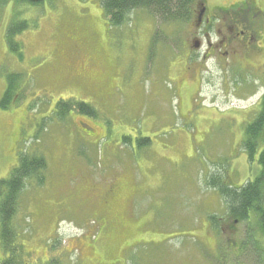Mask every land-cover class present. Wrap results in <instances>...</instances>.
I'll use <instances>...</instances> for the list:
<instances>
[{
	"label": "rangeland",
	"instance_id": "rangeland-1",
	"mask_svg": "<svg viewBox=\"0 0 264 264\" xmlns=\"http://www.w3.org/2000/svg\"><path fill=\"white\" fill-rule=\"evenodd\" d=\"M108 16L100 0L0 1V97L15 75L13 103L0 107V179L24 150L46 160L41 181L27 182L19 199L22 242L36 264H264L253 224L237 221L224 233L202 227L207 215L223 214L218 191L205 184L218 163L234 184L259 170L240 147L251 114L235 121L224 109L233 99L221 89L225 68L210 65L213 95L224 102L195 106L191 87L199 80L186 77L191 61L176 33L187 24L161 22L143 7L119 25ZM13 23L15 49L6 38ZM229 55L245 63L241 53ZM179 62L188 63L176 69ZM255 78L245 73L249 91ZM61 98L98 113L51 114Z\"/></svg>",
	"mask_w": 264,
	"mask_h": 264
},
{
	"label": "trees",
	"instance_id": "trees-1",
	"mask_svg": "<svg viewBox=\"0 0 264 264\" xmlns=\"http://www.w3.org/2000/svg\"><path fill=\"white\" fill-rule=\"evenodd\" d=\"M8 1V0H3ZM37 2L40 0H29ZM194 0H100L104 12L109 15L108 24L115 26L125 21L130 11L135 8L143 7L148 9L153 15L160 16L161 22H184L189 21L193 11ZM14 23L7 28V42L10 48H17V42L13 40ZM159 29L154 31L157 35ZM164 34L160 33L156 40H161ZM169 43V42H167ZM170 44V43H169ZM185 64V63H184ZM182 63L176 69H180ZM242 66V65H241ZM224 68V67H223ZM232 77L234 73L232 72ZM235 86H224L223 92L227 95H232L236 100L246 101L250 97H254L250 104L231 106L228 108L234 111L235 121L241 120L240 112L248 111L252 119L244 127V134L241 139V146L247 154V160L253 164L255 161L259 165L258 173L253 178H248L242 184H234L230 180L227 170L224 169V162H219L215 168L216 173L211 174L206 179V185L214 187L219 197L223 201V214L211 213L207 215V222L202 225L206 228L207 225L215 227L220 231V223L228 218L236 219L238 222L245 220L247 223L254 225V236L252 240L256 248L260 250L261 259L264 258V76L260 77L261 82L259 86L253 83V91H249L250 86L245 80V74L237 76ZM14 78L11 74L8 77L7 85L0 97V107L6 108L12 105L14 98ZM256 79V78H255ZM229 82V81H227ZM226 83V82H224ZM223 83V84H224ZM231 83V82H229ZM194 88H196L194 86ZM193 88V89H194ZM220 88V87H219ZM195 90V89H194ZM193 90L191 95L196 96L197 100L195 106L199 103L201 107L205 98L196 95ZM260 91V95L255 96L254 91ZM201 93V92H198ZM216 101L224 102V96H215ZM214 102V97L210 99ZM227 101V100H226ZM56 110L51 111V114L64 116L72 114L73 112L86 113L90 118L97 115V110L88 102L77 100L73 98L59 99L56 104ZM256 106V108H252ZM217 108V106H208ZM190 105L188 106V109ZM205 108V107H204ZM78 114V113H76ZM205 114V113H204ZM246 114V113H245ZM74 116V114L72 115ZM76 123L83 121L82 119H74ZM124 137H126L124 135ZM147 141V140H145ZM231 158L229 169L231 167ZM216 165V161L213 162ZM46 169V160L41 151L33 148L31 150H24L19 154L18 162L12 167L9 175L0 179V264H26V261H32L36 264L35 253H31L26 244L23 243V237L20 234L21 228L16 223V211L18 209L19 199L27 182L33 180L41 181L43 177V170ZM223 170L224 172L220 171ZM226 171V172H225ZM229 172V171H228ZM111 185V182L109 183ZM110 200V199H109ZM102 205L105 201L100 199ZM107 203V202H106ZM203 227V228H204ZM207 231V230H206ZM253 235V234H251ZM259 239H261L259 244ZM33 260L35 262H33ZM45 264H50L45 261Z\"/></svg>",
	"mask_w": 264,
	"mask_h": 264
},
{
	"label": "flooded vegetation",
	"instance_id": "flooded-vegetation-1",
	"mask_svg": "<svg viewBox=\"0 0 264 264\" xmlns=\"http://www.w3.org/2000/svg\"><path fill=\"white\" fill-rule=\"evenodd\" d=\"M206 1H193L192 15L182 29L188 41V56L194 52V58L188 60L191 64L185 70L188 81L198 80L199 73L204 71L208 89L215 91L209 69V65H212L225 68L227 80L231 83L226 82L224 86H235L237 76H244L248 72L256 76L253 83L261 85L260 77L264 76V6L258 0H221L212 6ZM196 43L202 45L200 51L195 47ZM239 53L245 61L242 65L244 69L230 59L229 54L236 57ZM110 186L115 195L117 188L114 181Z\"/></svg>",
	"mask_w": 264,
	"mask_h": 264
},
{
	"label": "water",
	"instance_id": "water-1",
	"mask_svg": "<svg viewBox=\"0 0 264 264\" xmlns=\"http://www.w3.org/2000/svg\"><path fill=\"white\" fill-rule=\"evenodd\" d=\"M236 221H237L236 219H233V221H232V222H233V225H234V223H235Z\"/></svg>",
	"mask_w": 264,
	"mask_h": 264
}]
</instances>
